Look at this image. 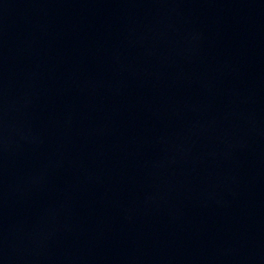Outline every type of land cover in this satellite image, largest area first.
<instances>
[{
	"label": "water",
	"instance_id": "95a60500",
	"mask_svg": "<svg viewBox=\"0 0 264 264\" xmlns=\"http://www.w3.org/2000/svg\"><path fill=\"white\" fill-rule=\"evenodd\" d=\"M0 264H264V0H0Z\"/></svg>",
	"mask_w": 264,
	"mask_h": 264
}]
</instances>
